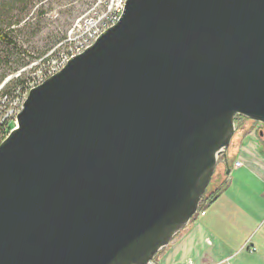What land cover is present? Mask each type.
I'll return each mask as SVG.
<instances>
[{
    "label": "water",
    "instance_id": "95a60500",
    "mask_svg": "<svg viewBox=\"0 0 264 264\" xmlns=\"http://www.w3.org/2000/svg\"><path fill=\"white\" fill-rule=\"evenodd\" d=\"M237 115L264 142V0H125L0 142V264H148L227 165Z\"/></svg>",
    "mask_w": 264,
    "mask_h": 264
},
{
    "label": "crops",
    "instance_id": "0c3cea01",
    "mask_svg": "<svg viewBox=\"0 0 264 264\" xmlns=\"http://www.w3.org/2000/svg\"><path fill=\"white\" fill-rule=\"evenodd\" d=\"M252 133L222 164L224 188L158 253L156 264H264V148ZM236 160L241 166H233Z\"/></svg>",
    "mask_w": 264,
    "mask_h": 264
},
{
    "label": "rangeland",
    "instance_id": "374dc122",
    "mask_svg": "<svg viewBox=\"0 0 264 264\" xmlns=\"http://www.w3.org/2000/svg\"><path fill=\"white\" fill-rule=\"evenodd\" d=\"M106 1L0 0V28L9 33L7 41L0 42V139L3 140L16 124L15 113L11 111L20 106L13 108L14 104H19L16 99L23 87L36 78L48 60L64 48L63 40L74 32L70 33L74 23L84 20L86 14L99 9ZM234 126L227 155L241 143L245 138H242L243 135L252 132L264 148V142L258 135L261 124L240 116L234 120ZM222 164L223 161L219 159L206 188V196L225 185L226 168ZM206 203L207 200L201 207ZM157 255L152 260L153 264H156Z\"/></svg>",
    "mask_w": 264,
    "mask_h": 264
},
{
    "label": "built area",
    "instance_id": "2783aa9c",
    "mask_svg": "<svg viewBox=\"0 0 264 264\" xmlns=\"http://www.w3.org/2000/svg\"><path fill=\"white\" fill-rule=\"evenodd\" d=\"M125 0H107L99 9H95L90 14H86L85 20L78 21V30L71 33L63 40L64 48L56 53L43 66L40 74L27 83L19 94V104L13 105V108L20 105L17 110L12 109L15 116L21 109L22 103L27 96L29 90L46 78L58 72L70 58L82 53L86 48L94 43L96 38L107 28L113 26L118 20L123 11ZM234 167L241 166V162L234 161ZM148 264H152V261Z\"/></svg>",
    "mask_w": 264,
    "mask_h": 264
},
{
    "label": "trees",
    "instance_id": "16d2710c",
    "mask_svg": "<svg viewBox=\"0 0 264 264\" xmlns=\"http://www.w3.org/2000/svg\"><path fill=\"white\" fill-rule=\"evenodd\" d=\"M8 31H6V30H4V29H1L0 28V42H5V41H7V39H8ZM0 125H1V123H0ZM0 141H1V139H0ZM228 170V168H226L225 169V171H224V174H225V172ZM224 184H223V186L220 188H217L215 191H212V192H210V194L208 195V196H206V193H204L203 195H202V197H201V199H200V202H199V208H201V205H202V203H204V201L205 200H207V203H206V205L208 204V203H210V202H212L217 196H218V194L220 193V191L224 188Z\"/></svg>",
    "mask_w": 264,
    "mask_h": 264
},
{
    "label": "bare ground",
    "instance_id": "6f19581e",
    "mask_svg": "<svg viewBox=\"0 0 264 264\" xmlns=\"http://www.w3.org/2000/svg\"><path fill=\"white\" fill-rule=\"evenodd\" d=\"M85 20V19H84ZM78 21L79 20H77L75 23H74V25H73V27H72V29H71V31H70V33L72 32V31H77L78 30ZM73 33V32H72ZM69 35V34H68ZM68 37V36H67ZM1 141H2V139H1ZM0 141V142H1Z\"/></svg>",
    "mask_w": 264,
    "mask_h": 264
},
{
    "label": "flooded vegetation",
    "instance_id": "af4514ba",
    "mask_svg": "<svg viewBox=\"0 0 264 264\" xmlns=\"http://www.w3.org/2000/svg\"><path fill=\"white\" fill-rule=\"evenodd\" d=\"M239 117H240V115L235 116V119L234 120L238 119ZM253 122H255V121H253Z\"/></svg>",
    "mask_w": 264,
    "mask_h": 264
}]
</instances>
